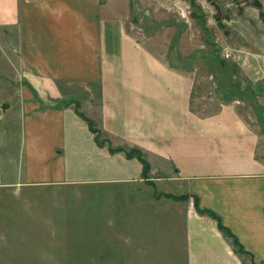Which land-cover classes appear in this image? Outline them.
<instances>
[{"label": "crops", "instance_id": "0c3cea01", "mask_svg": "<svg viewBox=\"0 0 264 264\" xmlns=\"http://www.w3.org/2000/svg\"><path fill=\"white\" fill-rule=\"evenodd\" d=\"M80 1L88 12L70 6L72 22L52 25L46 7L39 9L48 16L36 17L35 0H0V32L17 30L13 53L28 77L26 91L47 105L25 97L30 111L23 115L18 183L21 190H46L44 199L26 192L23 200L25 235L44 242L7 263L248 264L216 221L195 211V198L249 263L264 264L262 106L241 96L223 68L210 75L211 102L198 96L195 70L162 66L160 50L152 49L158 40L114 37L112 18L101 16L109 4ZM32 19L33 31L26 23ZM184 41L165 45L179 56ZM69 100L113 148L141 152L149 178L136 159L98 146L85 122L61 105Z\"/></svg>", "mask_w": 264, "mask_h": 264}, {"label": "rangeland", "instance_id": "374dc122", "mask_svg": "<svg viewBox=\"0 0 264 264\" xmlns=\"http://www.w3.org/2000/svg\"><path fill=\"white\" fill-rule=\"evenodd\" d=\"M35 1L36 17L48 16L40 11L39 7L42 5L48 13L54 15L47 18V22L53 23L52 25L72 22V18L68 20L69 14L65 13L70 6L86 12L89 8V5L80 0H46L47 3ZM97 1L109 4L101 9V16L112 18L114 37L115 34L124 33L126 37L158 40L160 47L153 44L152 49L160 50L158 61L162 66L168 68L176 63L177 69L195 70V83L198 84L197 89L200 88L198 96L200 93L201 96L207 95L211 102L215 80L210 75L223 68L236 77L232 80L229 78V83L242 90H239V94L264 109V0ZM58 12L60 15L57 18ZM32 20L26 22L31 31L36 28L35 19ZM36 23H42V20ZM173 38L185 40L176 48L179 56L174 54V50L170 51L172 47L165 45L167 40ZM16 40V28L0 32V264L12 262L9 259H15L16 253L31 247L34 242H44L39 238L32 239L29 233L25 235L26 213L23 200L27 198L24 194L26 192H31L34 195L33 200L36 201L48 197L44 189L22 188V191L18 186L24 180L21 137L24 119L27 117L23 115L30 111L25 97L30 96L32 101L40 103L41 108L47 105L41 101L42 95L26 91L27 76L13 53ZM222 49L230 50L234 60L225 62L221 56ZM167 50L170 52L166 56ZM199 60H202V64L196 63ZM70 102L63 107L72 108ZM77 112L90 120L95 127L90 115L79 106ZM31 116L33 115L29 118ZM99 140L107 148L109 142L107 144L102 136ZM109 146L113 148L111 144ZM146 164L148 171L145 179H148L151 175L150 166L147 161ZM154 164L157 166L156 162L152 166L155 167ZM45 209H49V206Z\"/></svg>", "mask_w": 264, "mask_h": 264}, {"label": "trees", "instance_id": "16d2710c", "mask_svg": "<svg viewBox=\"0 0 264 264\" xmlns=\"http://www.w3.org/2000/svg\"><path fill=\"white\" fill-rule=\"evenodd\" d=\"M190 3L192 4V2H190ZM70 101H71V100H69V102H70ZM69 102H68V101L63 102V104H61V105H62V106H63V105H64V106H68ZM71 104H72V111H73V112H74L79 118H81V119L85 122V124H86V126H87L89 132H90L91 135H92V139H93V141H94L98 146H103V141H100V140H99V137H100V133H99V131H98L95 127H93L92 122H91L90 120L86 119L84 116H82L81 114H79V113L77 112V106H78V104H77L76 102L71 101V102H70V105H71ZM105 141H106V140H105ZM106 143L108 144L107 141H106ZM107 150H108V152L111 153V154L120 153V154H121L123 157H125L126 159H136V160L141 164V167H142V168H141V176H145V174L147 173V171H148V166H147V164H146V161H145L144 158H143V155H142L141 152H139L138 150H135V149H128V150H125V149H123V148H111V147L109 146V144L107 145ZM164 197H170V196L168 195V196H164ZM177 199H180V200L182 199V200H183V199H186V197H185V196H179V197H177ZM193 206H194L195 211H196L198 214H200V215H207V216L211 217L212 219H214V220L216 221V226H217L218 231L221 233V235H222L223 237H225V238H227V239L230 240V243H231V245H232V247H233L235 253H237V254H239V255H243V256L246 257L247 259H250V256L247 255V254L243 251V249H242L241 246L239 245V243H238V241L236 240V238H235V237L229 232V230H227L225 227H223V226L220 224L218 218H217L214 214H212L211 212H209V211H207V210H201V209H199L195 198H193ZM250 264H252L251 261H250Z\"/></svg>", "mask_w": 264, "mask_h": 264}, {"label": "built area", "instance_id": "2783aa9c", "mask_svg": "<svg viewBox=\"0 0 264 264\" xmlns=\"http://www.w3.org/2000/svg\"><path fill=\"white\" fill-rule=\"evenodd\" d=\"M221 56H222V59L224 61L226 60H234V55L232 54V52L228 49H222V52H221ZM237 103V102H236Z\"/></svg>", "mask_w": 264, "mask_h": 264}]
</instances>
